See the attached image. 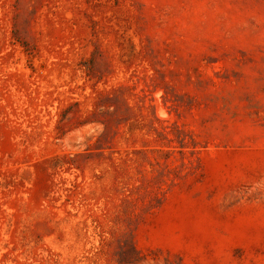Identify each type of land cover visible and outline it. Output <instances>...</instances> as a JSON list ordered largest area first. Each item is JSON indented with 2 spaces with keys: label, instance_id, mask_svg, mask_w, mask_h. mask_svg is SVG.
<instances>
[{
  "label": "rangeland",
  "instance_id": "1",
  "mask_svg": "<svg viewBox=\"0 0 264 264\" xmlns=\"http://www.w3.org/2000/svg\"><path fill=\"white\" fill-rule=\"evenodd\" d=\"M0 264H264V0H0Z\"/></svg>",
  "mask_w": 264,
  "mask_h": 264
}]
</instances>
